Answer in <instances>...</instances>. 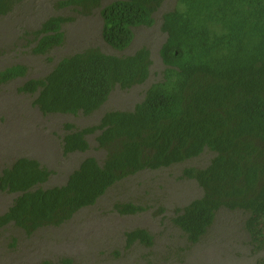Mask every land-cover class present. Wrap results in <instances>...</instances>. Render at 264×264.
I'll return each mask as SVG.
<instances>
[{
  "label": "trees",
  "instance_id": "1",
  "mask_svg": "<svg viewBox=\"0 0 264 264\" xmlns=\"http://www.w3.org/2000/svg\"><path fill=\"white\" fill-rule=\"evenodd\" d=\"M26 0H0L6 17ZM165 0H59L58 9L82 17L100 11L102 36L118 52L135 39V29L152 27ZM73 17L53 16L32 31V52L49 55L64 47V26ZM167 34L160 50L165 66L132 111H109L99 125L75 129L67 124L66 155L86 152L87 135L100 131L106 155L102 163L84 159L63 186L42 187L52 171L39 161L21 157L0 174V191L16 194L0 215V229L14 224L28 235L60 227L84 208L94 206L116 183L140 172L169 168L204 153L205 167H189L183 175L195 180L203 195L182 208L176 225L192 245L209 234L221 209L248 214L245 230L253 249L264 251V0H178L163 16ZM151 51L114 55L88 47L61 59L40 79H29L19 91L35 95L44 115L89 116L100 109L116 88L129 90L150 77ZM25 65L0 72V85L27 75ZM124 214L144 210L117 204ZM128 242L147 247L154 238L145 229L128 235ZM258 264H264L262 258Z\"/></svg>",
  "mask_w": 264,
  "mask_h": 264
},
{
  "label": "rangeland",
  "instance_id": "2",
  "mask_svg": "<svg viewBox=\"0 0 264 264\" xmlns=\"http://www.w3.org/2000/svg\"><path fill=\"white\" fill-rule=\"evenodd\" d=\"M59 0H26L6 17H0V72L21 64L27 75L0 85V174L21 157L39 161L52 171L44 189L63 186L81 162L94 157L100 163L106 152L98 142L100 131L87 135L89 149L66 155L63 150L67 124L75 129L99 125L109 111H132L148 88L163 77L165 66L160 50L167 34L162 30L163 16L178 0H165L155 14L152 27L135 29V39L124 52L112 49L103 39L100 11L82 17L70 9H58ZM73 17L64 26V47L49 55L32 52L33 39L25 31L38 29L53 16ZM88 47H99L114 55H131L147 47L151 51L150 77L143 85L129 90L116 88L108 101L86 116L44 115L35 104L36 96L21 93L29 79L48 75L64 57ZM211 155L204 153L169 168L143 171L112 186L94 206L84 208L60 227L39 229L28 235L13 223L0 229V264H258L264 251H256L245 230L248 214L242 210L221 209L209 234L192 245L176 225L179 211L203 195L195 180L184 177L189 167H205ZM16 194L0 191V215L12 206ZM131 203L144 208L136 214H124L117 204ZM147 230L153 245L129 243L128 234Z\"/></svg>",
  "mask_w": 264,
  "mask_h": 264
}]
</instances>
